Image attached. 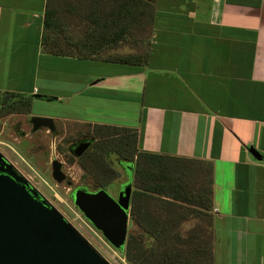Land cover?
<instances>
[{"label":"crops","instance_id":"0c3cea01","mask_svg":"<svg viewBox=\"0 0 264 264\" xmlns=\"http://www.w3.org/2000/svg\"><path fill=\"white\" fill-rule=\"evenodd\" d=\"M151 3L124 63L59 43L54 0H0V92L41 86L54 121L137 128L143 150L207 163L213 264H264V0Z\"/></svg>","mask_w":264,"mask_h":264},{"label":"rangeland","instance_id":"374dc122","mask_svg":"<svg viewBox=\"0 0 264 264\" xmlns=\"http://www.w3.org/2000/svg\"><path fill=\"white\" fill-rule=\"evenodd\" d=\"M124 0H52L57 12L53 18L59 21L58 32L61 37L59 43L70 45L72 52L88 57L118 58L122 56H137L141 42L149 35L148 6L151 0L147 1V6H137L132 8L129 14L122 8ZM63 4L65 5L63 7ZM69 6H72L71 9ZM64 8V9H63ZM140 11L142 13L140 14ZM127 12V11H126ZM132 12V13H131ZM52 13L47 12V20H51ZM58 23V22H57ZM49 38L47 43H51ZM68 50V49H67ZM139 54V55H138ZM40 88V97L32 96L30 111L18 100L13 107L5 108L0 106V153L13 164L16 170L23 175L37 191L55 207L63 217L103 256L110 264H132L128 261L125 247L120 250L114 248L74 205L71 193L77 186L85 187L89 191L104 188L114 198L123 187L124 182L130 179L132 184L129 219L127 226V238L129 235L137 237V241H144L147 247L152 248L161 256L162 249L166 251H184L197 248L194 229L198 226V219L192 203H183L170 197H163L172 203L167 210H162L161 222L170 220V224H160L156 234L158 238H150L149 230L140 217L133 221L130 214L132 201L136 190L148 195H159L140 188L139 180L135 177L134 165L136 158H133L131 171L120 165L115 153L103 154L98 143L100 133L106 135L111 131L107 129L96 130L94 126L77 123L73 121H54L55 131L42 127L36 132H32L30 118L32 116L52 118L56 110L51 109L52 103L45 102L43 98L45 92ZM4 97V95H2ZM4 102V101H3ZM55 106H57L55 104ZM62 107H58L61 110ZM67 111V110H66ZM54 113V114H53ZM131 128V127H130ZM25 133L21 135V133ZM88 137L92 139L91 145L83 152L81 157L75 158L69 151L68 145L79 138ZM108 141V140H105ZM104 141V142H105ZM57 159L62 163V170L66 175L63 182H56L51 175V161ZM177 174L172 175L176 181L185 183L189 195L203 193L206 195L210 188L209 165L200 161H178ZM179 168V169H178ZM70 181V183H68ZM123 184V185H122ZM182 184V185H183ZM140 188V189H139ZM173 193L172 190H169ZM192 198V197H190ZM146 197L138 196V203L142 204ZM158 202V200H155ZM179 203L184 208L179 207ZM151 201L150 209L155 214L156 210ZM187 207H189L188 210ZM157 220L158 217L154 216ZM140 221V222H139ZM206 229L204 224H199ZM206 230H209L208 228ZM209 232V231H208ZM207 234V233H206ZM210 234V233H209ZM196 236V235H195ZM166 237L167 243L164 242ZM177 237V239H175ZM195 242H194V241ZM211 250L213 260V237L211 228Z\"/></svg>","mask_w":264,"mask_h":264},{"label":"water","instance_id":"95a60500","mask_svg":"<svg viewBox=\"0 0 264 264\" xmlns=\"http://www.w3.org/2000/svg\"><path fill=\"white\" fill-rule=\"evenodd\" d=\"M30 123L32 132L42 127L55 130L52 118L32 116ZM74 145L79 157L91 140ZM250 152L262 159L255 148ZM51 175L59 183L66 179L61 161H51ZM131 190L128 182L117 198L104 188L77 187L72 192L74 205L116 249L126 243ZM0 264H110L1 153Z\"/></svg>","mask_w":264,"mask_h":264},{"label":"trees","instance_id":"16d2710c","mask_svg":"<svg viewBox=\"0 0 264 264\" xmlns=\"http://www.w3.org/2000/svg\"><path fill=\"white\" fill-rule=\"evenodd\" d=\"M130 6H132V8L137 6H147V1H123L122 8L125 10V13L129 14L130 11H132ZM141 13L142 11H140V14ZM116 61L135 63L138 62V57L122 56L116 58ZM2 95H4V97H2ZM32 96L35 95L13 91H2L0 92V106L5 105V108H8L9 106L13 107L17 102H14V100H18L20 104H24L27 107V110L30 111ZM43 98L51 97L43 96ZM93 126L97 131L101 129H107L111 131L110 134L104 135L100 133L99 135L101 141L98 143V146L100 150L102 149L103 154H109L110 152L115 153L119 159L118 162L120 165L126 168L128 172L131 171L133 158H136L134 171L135 177L141 184L140 188L142 190L145 189L146 191L153 192L162 197L157 198L155 195L140 193L141 191L136 190L134 199L132 201L130 214L133 218V221H137L138 223L137 218L140 217V221L145 225V229L148 227L151 228L148 233L150 238L156 239L160 237V235L156 234L159 224L161 226L164 224H170V220L168 219L165 222L160 223L162 221L160 219V216H162V210H160V208L163 207V210H167L168 206L172 203L171 201L163 199V197H170L187 204L192 203L194 208L191 212L195 213V216L199 221L197 224L198 226L196 229H194L196 236L193 235L192 237L194 240H196V242L194 240L193 241L197 243L198 247L186 250L187 252L182 256L185 257V259L181 258V255L184 251H177L174 249L171 252L162 249L160 256L158 251L155 252L152 248L147 247L146 244L142 243L144 241H137V237H134L131 234L124 245L128 261L132 264H213L211 250V189L209 188L207 190L206 195L203 193L195 194V196L189 195L192 197L190 198L187 196L189 191L185 187L186 184H183L181 181H176L172 177L174 173L177 174V167L179 166L180 168V165L177 164L178 161H195V159L163 155L143 150L140 142H138L140 133L137 128L105 124H95ZM208 169L210 170V167ZM169 190H172L173 193H170ZM139 195L146 197L142 204L137 202ZM155 200H158V202ZM151 201H153V205L151 207L159 210V215L152 212L150 207H148V205L150 206ZM180 206L182 209L184 208L183 204H179V207ZM187 209L191 210L189 207H187ZM169 210H171L170 206ZM154 216L158 217V219L155 220ZM199 224H204L205 228H208L209 230L202 228L199 226ZM175 239H177V237ZM163 240L169 246L166 237ZM124 247H122L120 250H122Z\"/></svg>","mask_w":264,"mask_h":264},{"label":"flooded vegetation","instance_id":"af4514ba","mask_svg":"<svg viewBox=\"0 0 264 264\" xmlns=\"http://www.w3.org/2000/svg\"><path fill=\"white\" fill-rule=\"evenodd\" d=\"M31 129H32V125H31ZM37 131H38V130H37ZM49 131H50V130H49ZM54 131H55V130H54ZM54 131H51V132H54ZM34 132H36V131H34ZM23 134H25V133L22 132L21 135H23ZM84 140H91V142H92V139H91V138H88V137H82V138H79L78 140H76L75 142H72L70 145H68V151H69V152H70L75 158H78V157H76L75 154H74V149H75V148H74V146H75L74 144L77 143V142H79V141H84ZM83 154H84V153H83ZM83 154H82V155H83ZM82 155H81V156H82ZM81 156H79V157H81ZM128 182H131L130 179H127V181H125L124 184H126V183H128ZM122 185H123V184H122ZM77 187H81V186H77ZM77 187H75V188L73 189V191H74ZM84 188H85V187H84ZM86 189H87V188H86ZM121 189H122V188H121ZM121 189H120V190H121ZM87 190H88V189H87ZM73 191H72V192H73ZM119 192H120V191H118V193H119ZM117 195H118V194H117ZM71 197H72V193H71ZM116 198H117V197H116Z\"/></svg>","mask_w":264,"mask_h":264}]
</instances>
